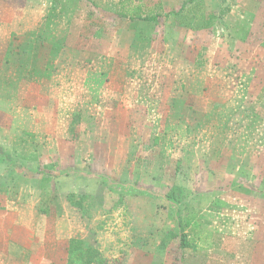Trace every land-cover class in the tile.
<instances>
[{"label":"rangeland","instance_id":"374dc122","mask_svg":"<svg viewBox=\"0 0 264 264\" xmlns=\"http://www.w3.org/2000/svg\"><path fill=\"white\" fill-rule=\"evenodd\" d=\"M184 1H134L150 22L117 14L121 0H0V73L33 110L0 133L26 163L0 169V264H66L72 237L104 264H264V0H201L230 8L207 29L195 3L172 14ZM51 163L41 204L29 169ZM184 172L198 225L161 248ZM71 191L95 197L89 216Z\"/></svg>","mask_w":264,"mask_h":264},{"label":"trees","instance_id":"16d2710c","mask_svg":"<svg viewBox=\"0 0 264 264\" xmlns=\"http://www.w3.org/2000/svg\"><path fill=\"white\" fill-rule=\"evenodd\" d=\"M136 0H121V8L117 10V14H119L122 17H128L131 20H142L145 19L150 22H156L158 19L155 15H144L142 11L141 4L138 5H131ZM140 1V0H137ZM189 3H195L194 7V17L195 22L199 23V28L201 29H207L211 26H213L218 19H221L226 15L228 12H230V8L228 7H222L217 12H207L204 2L201 0H186L183 2L182 6L178 11L172 12V14L175 15H181L182 11L185 9V7ZM183 15V14H182ZM264 46V43H263ZM80 122V116L79 114L74 115L72 123L70 125V131L73 130L74 127ZM16 151L13 149H8L0 144V169L3 167H6V169L9 170V165H19V169L22 167H26V163L24 162V159L19 156ZM21 157V158H20ZM184 164L188 163L186 161H183ZM181 165V164H180ZM56 166L55 163L46 164L44 166L45 170H48L47 172H39V168H32L29 170L34 171L35 173H38L41 175L40 180H38V188L40 190V196H41V204H45L46 201L50 200L51 195H53V192L55 189H57V185L55 183L52 184L51 180H49L51 176L49 171H51ZM31 168V167H30ZM65 176H69L70 174L68 172L64 173ZM3 178L0 177V184L3 183ZM23 179V178H21ZM54 179V177H53ZM46 180V185H44V181ZM56 181V178L54 179ZM48 181V182H47ZM53 181V180H52ZM54 181V182H55ZM186 181H187V175L184 172L182 174V180L180 183H176L171 186V188L165 193V200L168 202V205L172 207V213L173 218L175 220V223L180 229L179 232H175L174 230H169L170 228H165L161 231L162 236L160 240V247L165 248V245L167 242L171 239H175L177 237H180L181 243L183 246H189V240H188V233L186 232V229L188 227H191L192 225L197 226L198 222L195 221L196 213L194 212L195 209L191 207V204L189 206L190 200L187 199L190 197L189 190H187L186 187ZM144 190V189H142ZM143 191L144 195H150L149 193ZM124 192H121L123 194ZM151 196V195H150ZM152 197V196H151ZM89 198L92 200L89 201ZM68 199L70 200L71 204L79 209V211L82 213V215L89 216L90 211L88 208L94 207V199L95 197L88 194H79L75 191H71L68 193ZM86 200V201H85ZM88 203L86 205L84 203ZM190 207V208H189ZM42 214L47 215L48 209L44 208L41 210ZM139 224V222H137ZM105 260L99 251L98 248L95 246L89 244L86 242V240L79 238V237H72L69 240L68 248H67V263L66 264H104Z\"/></svg>","mask_w":264,"mask_h":264},{"label":"crops","instance_id":"0c3cea01","mask_svg":"<svg viewBox=\"0 0 264 264\" xmlns=\"http://www.w3.org/2000/svg\"><path fill=\"white\" fill-rule=\"evenodd\" d=\"M46 20H41L42 24L45 23ZM45 25V29H48V23ZM7 29H6V39L9 40L12 35L14 34V31H16L17 28H15V24H9L7 23ZM12 26V27H10ZM10 27V28H9ZM52 44V48H53ZM51 60L47 61L46 65H45V70L46 67H48L49 69H53V63ZM42 69L41 67H37ZM40 69H37L34 74L37 76L40 75H44V72ZM50 71V70H49ZM34 79H32L31 81L26 79V82H31L33 83ZM39 82V81H38ZM41 82L43 84H45V80H41ZM27 85V83L25 84V86ZM21 89L20 86H18V82L15 80V78H7L5 79L4 76H1L0 73V133L1 132H6V131H14L15 128L17 126H19L20 124H17V120H21L22 114L25 111L31 110L29 108V106L27 108H23V106H27L26 100H25V95L22 94V92H19L18 90ZM31 113H33V110H31L29 112V114L31 115ZM74 117V115H72ZM73 117H71V121L70 118L67 122H70V124L67 125L68 130L70 129V125L72 123ZM28 123L23 124L24 126L27 125ZM29 125L31 126H35V123H29ZM58 126H60V124L58 122H54L53 126H55V128ZM203 128L206 126V123H203ZM24 130H21L22 132H24V134H30L31 130L27 129V128H23ZM188 130V129H187ZM17 131V129L15 130ZM35 130H33V133ZM20 132V133H22ZM15 141V140H14ZM0 144L3 145L4 147L8 148V147H12V148H16V146L14 147V142H12L11 144L6 143L5 139L2 140V138L0 137ZM8 146V147H7ZM9 149V148H8ZM39 196H40V192H39ZM41 201V200H40Z\"/></svg>","mask_w":264,"mask_h":264}]
</instances>
